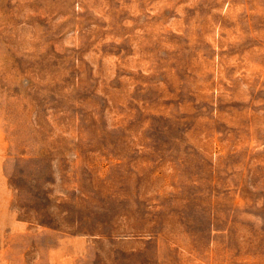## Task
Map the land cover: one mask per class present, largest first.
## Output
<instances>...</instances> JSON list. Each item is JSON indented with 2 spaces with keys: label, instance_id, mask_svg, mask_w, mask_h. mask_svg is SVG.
<instances>
[{
  "label": "rangeland",
  "instance_id": "1",
  "mask_svg": "<svg viewBox=\"0 0 264 264\" xmlns=\"http://www.w3.org/2000/svg\"><path fill=\"white\" fill-rule=\"evenodd\" d=\"M0 264H264V0H0Z\"/></svg>",
  "mask_w": 264,
  "mask_h": 264
}]
</instances>
